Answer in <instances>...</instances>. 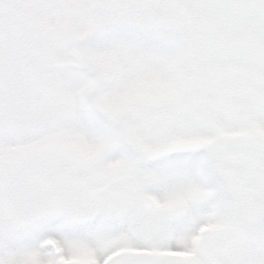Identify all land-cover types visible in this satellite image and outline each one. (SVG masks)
<instances>
[{"label":"snow or ice","instance_id":"obj_1","mask_svg":"<svg viewBox=\"0 0 264 264\" xmlns=\"http://www.w3.org/2000/svg\"><path fill=\"white\" fill-rule=\"evenodd\" d=\"M0 264H264V0H0Z\"/></svg>","mask_w":264,"mask_h":264}]
</instances>
